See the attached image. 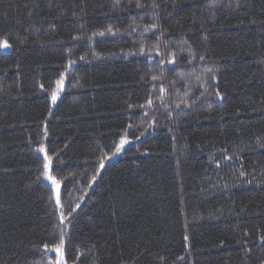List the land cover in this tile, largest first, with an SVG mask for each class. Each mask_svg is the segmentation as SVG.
Segmentation results:
<instances>
[{
    "label": "trees",
    "instance_id": "trees-1",
    "mask_svg": "<svg viewBox=\"0 0 264 264\" xmlns=\"http://www.w3.org/2000/svg\"><path fill=\"white\" fill-rule=\"evenodd\" d=\"M5 41L0 264H264V0H0Z\"/></svg>",
    "mask_w": 264,
    "mask_h": 264
},
{
    "label": "snow or ice",
    "instance_id": "snow-or-ice-1",
    "mask_svg": "<svg viewBox=\"0 0 264 264\" xmlns=\"http://www.w3.org/2000/svg\"><path fill=\"white\" fill-rule=\"evenodd\" d=\"M119 2H120V0H116V4L117 5L119 4ZM148 6L153 7V8L158 7V5L155 4V2H153L151 5H148ZM137 7L138 8L139 7H145V5L137 3ZM157 27H158V25L152 24V25H149L145 29V31H153ZM107 31L109 33H112V28L109 27L107 29ZM133 31H135V29H133ZM99 35L103 36L104 33L101 32V33H99ZM0 46H2L3 48H6V49L10 47V45L6 41L3 42L2 44H0ZM139 51H140L141 54H144L145 49L143 47H141L139 49ZM157 55H160V53L157 52ZM175 55H176V53H171L172 59L168 60V63H170V64L175 63ZM200 59L203 60L204 58L201 57ZM71 63H74V62L70 61V65H71ZM158 63H163V61H159ZM209 71H211V69H209ZM152 79L153 80H157L158 77L156 75H153ZM213 79H215V77H213ZM56 83H57V86H58V90L61 89L62 86H63V77H61V79L58 80ZM159 91H160V93L163 94L165 92V89L163 87H161L159 89ZM57 94H58L57 91H53L52 94H51V100H52L53 103H55L57 101ZM216 95L219 96L220 95L219 92H216ZM160 99L162 100L163 97L161 96ZM193 102H195V101H193ZM152 103H153V101L151 99H149L147 101V104H148L149 107L152 106ZM185 106L187 107L188 105H185ZM176 107L179 108L180 104H177ZM169 115H171V113H169ZM46 135H47V133L45 132V136ZM128 143H129V141L127 139H121L120 142H119V145L116 147L115 152H113L112 155L115 156L117 153H119L124 148V145L128 144ZM36 152L37 153H45V148L43 146L38 147L36 149ZM105 158L110 159L111 157H105ZM225 159H229V157H225ZM41 163H42L43 171L40 174L43 175L46 180L50 181L51 184L55 188V191H56L55 203H56L57 206H59L61 208L60 214H59V223L61 225H64L65 224V220H67V219H69L71 217V215L75 211V209H78L80 207V204L77 203L75 205V208L67 209V212L63 209V206L61 204L60 182L51 174L52 157L47 155V154H45L44 157H43V161ZM217 166L219 167V165H217ZM104 167H105L104 158H102V159L99 160V168L103 169ZM96 175H99V172H97ZM96 175H94L92 177V181L93 182H95V180H96ZM240 175L243 176V175H245V173L242 171L240 173ZM89 187H91V185H89ZM50 200H51V197H50ZM184 239L188 240V237L185 236ZM261 243H264V237L261 238ZM64 244H65L64 236H63V234H61L59 243L57 245H54L50 249L48 248V245L44 246L46 251H53V252L57 253V257H56L57 264H66V261H65V258H64Z\"/></svg>",
    "mask_w": 264,
    "mask_h": 264
},
{
    "label": "rangeland",
    "instance_id": "rangeland-1",
    "mask_svg": "<svg viewBox=\"0 0 264 264\" xmlns=\"http://www.w3.org/2000/svg\"><path fill=\"white\" fill-rule=\"evenodd\" d=\"M61 90H62V88L59 89V90H57V92H58V94H57V98H58L59 93H60ZM148 124H149V126H153L152 118L148 120ZM146 127H147V126H146ZM125 145H126V144H125ZM125 145H124V146H125ZM42 154H43V156H44L46 153H42ZM51 174L53 175L52 172H51ZM53 176H54V175H53ZM42 179H43L44 182H45L46 184H48V186L51 188V190H52V192H53V197H54V200H55L56 191H55L54 186L51 184L50 181L46 180V179L44 178L43 175H42ZM59 182H60V181H59ZM61 187H62V184H61V182H60V194H61ZM55 204H56V203H55ZM57 207H59V206H57ZM60 210H61V209H60ZM51 253H52L53 256H55V259H56L57 253H56V252H53V251H51ZM55 263L57 264L56 261H55Z\"/></svg>",
    "mask_w": 264,
    "mask_h": 264
}]
</instances>
